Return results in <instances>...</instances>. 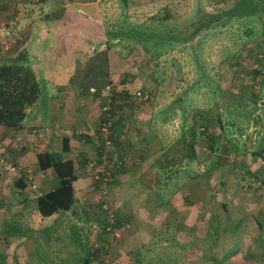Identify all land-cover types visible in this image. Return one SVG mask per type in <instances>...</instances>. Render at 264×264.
<instances>
[{"label":"rangeland","instance_id":"374dc122","mask_svg":"<svg viewBox=\"0 0 264 264\" xmlns=\"http://www.w3.org/2000/svg\"><path fill=\"white\" fill-rule=\"evenodd\" d=\"M48 1L50 4L45 7L46 10H56L57 1ZM234 1L127 0L126 4H121L120 0H63L68 19L62 24L64 33L69 34L71 30L77 35L71 41V44L78 46L77 51L65 60L79 68L72 73V79L80 84L83 71L97 75L100 67L90 66L89 62L84 66L83 62L95 50L97 53L105 49V31L118 22L124 10L121 5L127 6L125 10L131 22L182 27L195 18L196 9L226 12ZM39 3V0H0V53L16 39H20L25 48L26 45L29 47L23 31L27 26L23 18L29 9L34 14L38 13ZM198 5L200 8H197ZM42 16L39 15L40 20ZM153 16L165 19L159 21ZM16 22L23 25L18 26ZM195 42L201 43L202 47L193 55L190 65L186 63L192 56L190 47L186 50L188 53L181 56L174 47L157 60H153L157 55L154 51L151 55L127 52L124 48L129 44L127 41L108 49L109 74L101 88L92 93L89 88L97 86L91 85L84 88L85 94L78 95L80 98L89 97L93 108V112L89 113L93 116H69V121L72 118L74 121L75 117L83 118L84 125L89 126L75 139L78 149L87 154V161L95 160L93 166L86 168L89 177L86 191L81 192L84 184H77L78 198L73 209L42 220L36 209H32V204L23 210L10 207V214L0 213V260L4 261L1 256H5L9 264H83L82 255L87 244L90 253L93 252L91 264L102 263L99 255L94 254L97 245H103L105 264H264V249L259 250V245L264 241V150L263 154L258 153L254 142L256 136L253 138L252 131L248 130L250 122L239 124L243 134L227 127L228 141L221 136L218 123L214 121L215 114L224 113L228 104H235L237 108L238 104H248L254 90L264 99V78L260 81L263 82L262 86L256 85L258 80L248 71L250 65H247L246 59H250L248 53L264 48V15L233 19L222 26L209 27L194 38L193 44ZM56 51L54 58L59 59V52ZM208 68L210 75L206 73ZM196 70L201 72L204 79L200 78L204 81L213 77L212 83L222 87L223 100L219 106L215 105L211 97L218 98L216 92L214 96L195 98L199 106L205 108L202 114L192 108L195 105H192L194 102L191 99L181 104L185 111L172 113L169 100L179 93L183 95V92H188L199 76ZM36 74L41 82L40 98L34 107H30L22 126L9 129L12 131L8 135L12 136L10 142L16 141V137L20 138L16 133L29 116L39 115L42 100L46 102L48 89L44 85L48 86L45 81L48 74ZM168 75L171 78L167 85H160L164 84ZM106 86L110 88L111 102L110 109L105 112L102 110L105 102L98 96V91ZM189 95L192 96V93ZM80 103L77 105L81 107ZM71 105L72 109L77 106ZM114 110L115 114H111ZM194 114L199 116L198 125L205 123L201 116L209 118L207 130L215 138L217 147L209 151L210 142L205 138L208 135H196L195 139L199 142H193L195 145L188 148L193 170L197 168L193 160L195 153L200 159L199 175L196 177L186 172L187 158L183 156L181 147L183 136L190 140L192 133L187 131L180 136L181 122L178 119V116H188L189 119ZM263 114L255 113V116ZM129 116H152L148 131L152 136L144 131L145 134L132 148L128 143L132 134L128 125L126 129L125 123L122 124L127 118L129 120ZM163 116H170L173 121H162ZM222 116H227V113ZM105 122H108V126L103 130ZM190 122L186 120L185 129L190 128ZM37 126L30 128L35 140L44 138V132ZM112 131H120L121 139H116ZM116 140L117 146H121L119 151L124 152L122 159L118 152L110 154L115 149ZM193 147L194 150L198 149L199 154L193 151ZM126 149L131 153H126ZM252 151L258 156L257 159L251 154ZM15 152L6 151L9 153L6 155L8 161L13 164H16L15 158L18 156ZM251 166L256 167L252 170ZM244 172L247 175L250 173V184L243 182L241 175ZM1 175L5 181H10L8 177L16 176L8 173ZM109 211L115 212L116 220L120 223L106 231L112 218ZM12 214L15 216L12 217ZM106 217L110 218V223H106ZM25 218L26 224L39 226L36 232L33 230V233L19 237V233L11 236L3 228L6 223L14 228L18 221ZM91 224L95 225L90 227ZM17 227L21 228L22 225ZM65 230L76 231V236L80 242H85V246L78 244L74 238L76 243L73 244ZM229 250L231 256L223 258ZM55 252L61 259L55 257Z\"/></svg>","mask_w":264,"mask_h":264},{"label":"trees","instance_id":"16d2710c","mask_svg":"<svg viewBox=\"0 0 264 264\" xmlns=\"http://www.w3.org/2000/svg\"><path fill=\"white\" fill-rule=\"evenodd\" d=\"M39 12L37 15H42L44 19H60L62 17H66V7L63 5V0H56V10H46L50 2L48 0H39ZM127 0H120V3L126 4ZM120 4V5H121ZM125 5H121L122 9L120 17L118 19V22L113 24L111 27H109L105 31V42L103 45L105 46V49L92 54V56L89 57L91 60H87L85 65L89 62L90 66H97L100 67L98 69L97 75L92 76L91 74H86L83 71L82 75V81L80 82V85L84 88H88V86L95 85L97 89L101 88V84H103L105 78L107 77L108 73V49H110L114 44H119L121 46V42L127 41V44L124 48L127 49V52H136V53H144L145 55H151L154 52L157 53V55L154 57L153 60H157L158 57L168 50L175 47L176 51L178 52V56H181L182 53H188L186 52L187 48H191L192 56H190L189 60L186 61L187 64H191V58L194 54L199 52V48L202 47L200 45L201 43L197 44L195 42L193 44L194 38L205 29H208L209 27L216 26L219 24L220 26L227 24L231 20H240V18H246V17H255L264 15V0H235L234 3L226 10L220 11V12H207L202 9H196L195 10V18H193L189 23L184 24V26H158V25H146L143 23H134L129 20L128 14L126 12ZM197 8H200L198 5ZM28 10V9H26ZM32 11L31 9H29ZM36 11V10H35ZM33 12V11H32ZM154 19H157L159 21H163L165 18L160 16H153ZM225 19V20H223ZM189 43V44H185ZM102 44V43H101ZM118 46V45H117ZM164 47V49H163ZM168 47V48H167ZM167 48V49H165ZM118 49V47H116ZM163 49V51L161 50ZM251 51V49H249ZM251 56V57H250ZM248 58H246L247 65H250L251 63H257V67L251 68V66H248V71L253 74V77L258 80L256 82V85L262 86L263 82H260L264 78V48L258 49L253 51L251 54L248 53ZM193 59V58H192ZM178 65H180L178 63ZM214 67V65H213ZM216 67V65H215ZM233 67V66H232ZM240 67V66H238ZM179 72V69H178ZM197 74H199L197 80L192 83L191 87L189 88L188 92H183V95L179 93L174 98H171L169 100V107H171L172 113L179 112L180 110L185 111V107L181 106L182 103H184L186 100L191 99L192 102H194L192 105H195L192 108L198 109L200 113L205 110V108H202L199 106V103L195 101V98H199L203 96L209 97L214 96V93H218V98L214 99L213 102H215L216 106L220 105V101L223 96L222 94V87L220 88L217 86L218 84L212 83V78L207 79V81L202 80L200 77H202L201 72L196 70ZM203 72V70H202ZM207 75H210L211 72L209 68L207 69ZM249 73V74H250ZM171 78L170 75H168L165 78L164 84H160L162 86H166L168 83V80ZM203 78V77H202ZM204 79V78H203ZM41 82L40 79H38L36 72L32 68V65L30 63L29 54L27 50L24 48L23 43L20 39H16L13 41V44L7 50L0 53V125L3 127H6L8 129L10 128H18L22 126L23 121L26 119V117L29 114V110L31 106H35L37 103L38 98H40L41 93ZM212 84V85H211ZM159 85V86H160ZM160 86V88L162 87ZM217 86V87H214ZM184 91L186 89H183ZM124 93L128 94L127 90H124ZM189 93H192V96L189 95ZM98 96L101 98L99 91ZM191 97V98H190ZM210 98V99H211ZM102 99V98H101ZM251 100V104L249 105H239V108L236 107L235 104H228L227 108L224 110L227 113V116H222L224 113L220 114L217 112L215 114L214 119H216L220 134L222 137H225L228 141L230 139L228 138V128L232 127V129L238 130L241 134L242 128L239 125L241 122L249 123L256 122L255 117V111H257L259 108H261L259 102L260 100H264L261 97V94L254 90V92L250 95L249 100ZM248 100V101H249ZM104 103V101L102 100ZM167 103V107H168ZM197 103V104H196ZM209 105L208 107H210ZM119 107V106H117ZM264 107V106H263ZM204 109V110H203ZM248 109V110H247ZM207 110V109H206ZM240 110H243L241 112ZM114 111H111V114L114 113ZM115 114V113H114ZM195 115V116H194ZM192 116H175L178 119H180L181 122V128L179 130L180 136L185 134V132L190 131L192 133V136L190 137V140L185 139L183 136L182 139V154L186 159V172L192 177H196L199 175V156L197 157L195 153V157L193 158L194 164L197 165L196 170L190 166L189 160L191 162V159L188 157V148L189 146H194L195 144L193 142L198 143L195 139L196 135H203L207 136L205 137L206 140H208L210 143L208 145V150L212 151L215 150L217 147L215 145V138L212 135H209L207 123L209 122L201 116V119L204 120V124L198 125L199 116H196L194 114ZM197 115H199L197 113ZM254 115V116H252ZM114 116V115H113ZM164 117V116H163ZM166 118L170 116H165ZM214 117V116H213ZM186 120H191L190 122V128L185 129L184 125ZM112 134L114 137H117V132L112 131ZM210 139V140H209ZM193 143V145H192ZM233 146H235L233 144ZM260 149L258 153L263 154V150ZM193 151L199 154L198 149ZM119 153L120 158L122 159L124 156L123 152H119L118 146H117V140L115 141V149L114 151H111L110 154L113 153ZM0 154H3L2 151H0ZM254 157L257 159L258 156L256 153L252 151ZM259 154V156H260ZM84 169L79 170L78 167H76L72 160L66 159L63 160L61 152L52 153V152H44L41 154H38L37 156V162L40 169H46L48 167H52L56 177L57 182L52 188V190L45 192L43 194L37 195L36 197V211L39 215L40 220L44 218L51 217L55 215L58 212L67 213L70 212L74 204L76 203V197L73 187V182L76 181L79 177H82L86 173V168L91 167L90 162L95 161L93 159L87 161L86 156L87 154H84ZM111 156V155H109ZM110 158V157H109ZM192 160V162H193ZM16 165V164H15ZM191 167V168H190ZM252 171V170H251ZM118 174V173H117ZM189 177V176H188ZM241 178L244 179V183L250 184L252 181L250 178V173L247 175V172H244V174L241 175ZM264 183V181H263ZM254 184V181H253ZM259 183L258 185H260ZM263 186V184H262ZM112 210V209H111ZM260 212V211H259ZM111 214V224L107 228L106 231H109L115 228L116 225H119V220H116V214L114 211H109ZM262 215V212L260 213ZM12 217L15 216L14 214L11 215ZM109 217V216H108ZM106 217V223H110V218ZM12 223L11 221H8ZM71 222L68 223V226ZM238 224V223H236ZM18 225V224H17ZM95 224H91L90 227H93ZM9 227L7 229V227ZM39 228V226H36ZM114 227V228H113ZM3 228L9 231V235L17 236V233H19V237L25 236L28 232L33 233V229H28V232L21 233L17 227L14 225H8L6 223ZM67 229V228H66ZM36 232V230H35ZM67 237L72 241V243H78L85 246V242H80L78 237L76 236V231L70 230V232H67ZM79 235V234H78ZM76 236V237H75ZM76 241H74L73 240ZM167 240H170L166 237ZM94 254L97 256L99 255V259H102L101 264H105L103 260V245H97L95 246ZM264 249V241L262 244L259 245V250ZM37 249V248H36ZM94 250V249H93ZM85 253L82 255V262L83 264H91L93 257L92 253H90V250L87 248V244L84 247ZM57 252V251H56ZM55 252V257L61 259ZM231 251L229 250L226 254H224L222 257L227 259V257L231 256ZM2 260H0V264H9L6 262L5 256H1ZM223 258L221 260H223ZM16 264V263H13ZM169 264V263H168Z\"/></svg>","mask_w":264,"mask_h":264},{"label":"crops","instance_id":"0c3cea01","mask_svg":"<svg viewBox=\"0 0 264 264\" xmlns=\"http://www.w3.org/2000/svg\"><path fill=\"white\" fill-rule=\"evenodd\" d=\"M23 20H25L24 23L27 25L23 28V31L25 32V37L29 44V47L26 45V48H24L29 54L30 63L33 66L34 71L36 73L48 74V76H46L47 79H44L47 81L46 85H48H44V88H47L48 91L46 92V102H44V100L41 102L40 112L38 113L39 115L33 116L32 114L29 116L22 129L16 133V136L20 137H16V141L12 140L10 142L9 138L12 136L8 135L12 131L0 126V142L3 141V143H0V151H2L5 156H8L9 153L15 150V153L18 154L15 158V163L18 170H20L18 171V174L20 172V176L16 175L13 178L8 177L10 181H5L3 179L4 176L0 174V213L7 212L9 214L11 213L9 212V209L13 206L20 207V209L23 210L26 206L30 207L29 204H32V209H36L37 195L52 190L57 182V177L52 167L46 169L39 168L37 162L38 154L44 152H61L63 160L70 159L79 170L84 169L85 151L78 149L75 139L77 140L79 133L86 131V128L89 126L86 125V123L84 125L83 118L79 119L78 117H75L74 121L73 118L74 116H93V114L89 113L93 112L92 103L89 97L80 98V96H78L80 94H85L84 87L75 83L72 79V76L74 75H72V73H76L79 68L73 64L74 67H72L69 62L65 61L72 57L78 48L77 45L71 44L73 36L76 37L77 35H74V32L71 30L69 31V34L64 33L62 24L67 22L68 19L62 17L53 20L44 18L40 20L37 13L34 14L29 10L25 14ZM17 25L22 26L23 24L21 22L20 24L17 23ZM56 49L59 52V59L54 58V51ZM87 60L88 59L83 62L84 66ZM40 65L42 68H40ZM50 85H52L51 89L49 88ZM251 100L252 99L248 101L249 105L251 104ZM78 102H81L79 104L81 107L77 105ZM71 104L77 106L72 109L73 106ZM259 104L261 108L255 111L256 114L264 113V100H260ZM81 109L82 111L79 112ZM69 116H73L71 121H69ZM255 117L256 122L250 121V127L248 130L252 131L253 138L256 136L254 142L257 146V150L260 151V149H264V114L263 116ZM65 118L68 121H66ZM132 118H134V123L132 122ZM130 119H132L130 123H127ZM129 120L127 118L122 124L125 123L126 129L128 125L129 132L132 134L128 142L132 145V148L138 142L139 137L145 134L144 131H147L146 134L148 133L150 125L152 124V116H129ZM162 121L168 123L173 121V119L171 117L166 119L164 116ZM214 121L217 122L216 119ZM33 125H38L37 127L44 132V138L38 140L34 139L35 136L33 137V134H30V128L33 127ZM146 126L148 127L146 128L147 130H145ZM82 127L84 128L81 129ZM13 132L15 133V131ZM119 132L120 131L116 134V139H121L122 137ZM148 136L152 135L148 133ZM244 136L245 135H243V137ZM123 138H125V136ZM6 142H8V144ZM17 143L19 145H17ZM73 145L76 146V148H74ZM120 147L121 146L118 145V150ZM6 151L9 153L7 154ZM126 153L130 154L131 152L126 149ZM251 167L253 170V167L256 166ZM32 182L36 184V187L38 185V189L33 190L31 188L30 184ZM77 184L78 186L84 184L81 188V192L86 191V185L89 184V177L86 173L73 182L76 198H78L76 190ZM244 200L246 201L247 199ZM34 202L35 205L33 204ZM3 206H5V209ZM33 215L36 216V214ZM26 218L17 222L18 225H22L21 228L16 225L21 233L28 232V229L35 230L37 228L35 225L31 226L32 224H26ZM6 262L9 263L8 261Z\"/></svg>","mask_w":264,"mask_h":264},{"label":"built area","instance_id":"2783aa9c","mask_svg":"<svg viewBox=\"0 0 264 264\" xmlns=\"http://www.w3.org/2000/svg\"><path fill=\"white\" fill-rule=\"evenodd\" d=\"M250 66H251V68H255V67H257V63H251L250 62ZM89 90L92 93H94L96 91V89L94 87H90ZM99 94L105 102V104L102 107V110L106 112L110 109L109 103L111 102V93H110L109 86L102 88L99 91ZM107 126H108V122H105L102 126V129L106 130ZM94 164H95V161L90 162V166H93ZM3 173L17 175L18 174V168L15 164H13L12 162H9L7 157L4 154H0V174H3ZM30 185H31V188L33 190L36 189L35 183H31Z\"/></svg>","mask_w":264,"mask_h":264},{"label":"clouds","instance_id":"9594fccd","mask_svg":"<svg viewBox=\"0 0 264 264\" xmlns=\"http://www.w3.org/2000/svg\"><path fill=\"white\" fill-rule=\"evenodd\" d=\"M19 171V170H18Z\"/></svg>","mask_w":264,"mask_h":264}]
</instances>
